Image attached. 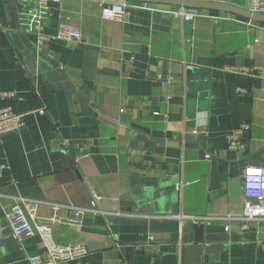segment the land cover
<instances>
[{
    "label": "crops",
    "instance_id": "crops-1",
    "mask_svg": "<svg viewBox=\"0 0 264 264\" xmlns=\"http://www.w3.org/2000/svg\"><path fill=\"white\" fill-rule=\"evenodd\" d=\"M11 2L0 0V109L24 127L0 141V264L42 253L38 235L16 241L19 254L8 243L5 215L19 199L38 203L56 245L114 243L59 264H264V219L245 230L240 220L244 171L264 170V24L166 3L60 0L41 35L68 23L82 40L41 42L22 19L35 5L16 0L15 18ZM117 3L122 18L103 20L101 7ZM180 8L196 15L173 18ZM239 67L250 74L227 71Z\"/></svg>",
    "mask_w": 264,
    "mask_h": 264
},
{
    "label": "built area",
    "instance_id": "built-area-1",
    "mask_svg": "<svg viewBox=\"0 0 264 264\" xmlns=\"http://www.w3.org/2000/svg\"><path fill=\"white\" fill-rule=\"evenodd\" d=\"M60 0H19L20 4L35 5L31 8V12H23V21H28L27 27L30 32L39 36L40 41H63L66 43H78L82 40V35L78 29L68 23H62L58 26L56 34L45 38L41 35L43 20L48 15V4L59 3ZM124 4H104L101 7L100 16L103 20L113 21L120 20L124 14ZM249 11L264 15V0H250ZM195 13H188L185 9L180 8L172 12L171 16L177 19L189 20L194 17ZM27 29V30H28ZM41 35V36H40ZM40 46V45H39ZM228 72L248 75L251 70L239 67L228 68ZM239 92H242L239 90ZM2 98L12 99L13 94L1 95ZM38 114L45 115V108L38 109ZM24 127L23 116L15 114L12 109L7 106L0 109V141L7 134L20 131ZM249 125L242 124L232 137L233 142L239 143L249 130ZM242 147V145L240 146ZM242 191L244 203L242 216L240 218L243 230L248 228V223L256 220L264 219V170L260 168L248 167L245 169L242 181ZM100 197L92 193L89 204L90 211H95ZM38 203H33L24 199L16 200L11 206L5 217L12 232V237L22 242L24 239L33 235H38L42 245V253L29 257L30 264H59L61 262L70 261L88 254V250L79 244L69 246L56 245L52 239V230L48 223L39 220L35 216V210ZM79 212L75 216H78ZM53 221V220H51ZM75 220H71L74 222ZM192 223L196 224V221ZM228 231V227H225ZM149 242H153V237H148Z\"/></svg>",
    "mask_w": 264,
    "mask_h": 264
},
{
    "label": "water",
    "instance_id": "water-1",
    "mask_svg": "<svg viewBox=\"0 0 264 264\" xmlns=\"http://www.w3.org/2000/svg\"><path fill=\"white\" fill-rule=\"evenodd\" d=\"M125 1H139L145 3H166L172 5L182 6L183 8H191L195 10H207V11H218V12H225L231 13L236 16L242 17L247 20H251L253 22L264 24V15L251 13L249 11V5L244 6L242 9H237L236 7H232L230 5L218 4V3H210L204 1H187V0H125ZM250 4V3H249ZM10 9L12 10L15 18H16V0H12L11 4L9 5ZM1 21V18H0ZM199 227H196V229ZM200 229V228H199ZM8 243L11 245L13 250L18 251L19 254V245L16 240L9 239ZM114 243L112 239H107L105 244H95V243H88L85 242L83 245L87 247L89 251L96 250L98 248H102L105 245L112 246Z\"/></svg>",
    "mask_w": 264,
    "mask_h": 264
}]
</instances>
